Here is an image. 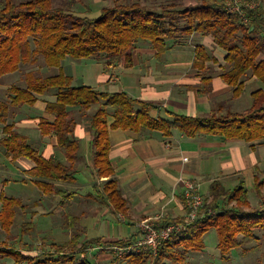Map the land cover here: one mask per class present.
<instances>
[{"label":"trees","instance_id":"obj_1","mask_svg":"<svg viewBox=\"0 0 264 264\" xmlns=\"http://www.w3.org/2000/svg\"><path fill=\"white\" fill-rule=\"evenodd\" d=\"M227 1L201 0L183 9L176 3H170L161 6L159 11H151L139 2L117 0L111 7L102 8L98 17L90 18L53 7L51 0L20 3L0 0V77L16 72L20 63L35 54L43 56L46 66L58 69L55 76L45 79L27 75L25 87L10 88V103L33 106L39 95L52 91L55 101L47 105V111L55 118L53 122L40 120L39 129L42 135L54 134L57 146L65 152L70 163L79 146L73 135V109L84 112L92 106L97 107L90 118L93 168L97 179H108L103 184L102 199L115 214L126 213V202L116 181L111 179L109 129L160 131L165 137L175 129L185 137L209 135L246 143L264 140V9L259 4L264 0H256L258 5L252 10L245 9L250 20L247 25L241 23L237 13L226 10ZM193 33L212 36L216 45L226 53L228 68L221 77L232 89L233 98L243 93L244 83L249 77H254L262 85L261 89L250 94L251 106L248 109L241 112L213 110L205 117L166 112L168 119L153 120L148 114L155 108L153 104L134 100L122 92L108 94L90 87L72 86L71 79L60 69V63L66 57L81 60L98 56L104 58L107 66L123 63L128 67L139 42L150 44L159 54L166 51L170 41L175 42L177 37ZM194 52V65L200 69L209 57L204 46H196ZM8 111V105L0 102V124L4 134L0 145L5 153L13 160L24 158L32 162L33 167L25 171L31 177L71 182L74 172L70 167L55 159H44L25 137L12 131V126L6 124ZM109 117L113 122L108 126ZM37 186L45 195L57 193L53 186L43 182H38ZM263 188L264 173L255 171L253 191L256 196H263ZM230 203L236 206L230 208ZM248 205V192L242 185L225 189L221 182L214 181L204 199L202 215L180 235L163 243L155 258L144 251L124 257V260L127 264H161L165 260H177L173 248L179 247L183 253L202 252L203 236L209 231L216 232L220 253L245 249L246 245L256 241L254 231H264V209L242 210ZM19 206L18 200L0 196V230L6 234L10 233L15 209ZM208 208L215 210V214L210 215ZM77 224V217L67 216L68 228L75 230ZM32 229L31 222L24 223L21 235H27ZM79 239V233L73 232L67 243L56 246V252L40 255H34L29 246L17 249L1 244L0 260L11 259L15 264H93L87 257V249L90 245L99 244V240L81 244ZM134 239L118 241L114 245L124 247Z\"/></svg>","mask_w":264,"mask_h":264},{"label":"crops","instance_id":"obj_2","mask_svg":"<svg viewBox=\"0 0 264 264\" xmlns=\"http://www.w3.org/2000/svg\"><path fill=\"white\" fill-rule=\"evenodd\" d=\"M198 45L204 46L209 57L200 69L194 65V49ZM225 57L226 53L216 45L212 36L193 33L188 40H172L166 51L159 54L150 44L139 42L128 67L123 63L107 66L104 58L98 56L81 60L66 57L61 61L60 69L71 79L72 86L90 87L108 94L122 92L134 100L153 104L155 108L148 112L153 120L168 119L166 112L205 117L213 110L231 111L236 107L233 101L242 100L244 96L251 100L250 94L262 88L258 80L249 77L243 93L233 98L232 89L221 77L228 68ZM54 101V93L50 92L39 95L36 103L29 106L30 111L13 105L6 124L12 126L13 132L25 137L44 159H55L70 167L74 172L73 180L58 182L31 177L25 171L33 167L32 162L24 158L11 159L0 145V180L4 172L12 176L1 180L0 196L20 202L15 214L17 209L24 210L32 216L38 214L52 221L55 213L62 214L64 227L67 226V216L72 215L65 210L68 203L71 211L77 214L73 216L78 218L79 242L99 240V244L87 249L95 254L93 264L127 263L112 255L116 248L114 243L136 238L140 221L162 212L164 223L181 220L186 211L185 188L181 181L195 184L205 199L214 181L221 182L225 189L242 185L249 192L253 191L255 171L264 173V140L246 143L209 135L185 137L175 129L166 137L160 131L109 129L111 179L116 181L126 202V213L115 214L102 199L103 184L108 179H97L93 168L90 118L94 109L91 107L84 112L73 109V135L79 146L70 163L65 152L57 146L54 134L45 136L39 129L40 120L53 122L55 116L47 111V105ZM112 122L109 117L107 125ZM2 128L0 124V139L4 136ZM38 182L53 186L57 193L52 196L43 194ZM12 186L13 195L4 196V188ZM91 193L99 196L102 211L98 206L86 203L92 199ZM34 195L38 200L33 199ZM99 216L102 221L95 225L98 236L87 239L88 219L93 221ZM4 234L12 239L11 232ZM3 241L1 244H6Z\"/></svg>","mask_w":264,"mask_h":264},{"label":"rangeland","instance_id":"obj_3","mask_svg":"<svg viewBox=\"0 0 264 264\" xmlns=\"http://www.w3.org/2000/svg\"><path fill=\"white\" fill-rule=\"evenodd\" d=\"M28 0H15L16 3L25 2ZM53 7L61 8L66 11H70L81 17H98L99 12L104 7H111L117 0H51ZM124 2H139L145 8L151 11H159L160 7L170 3H176L180 9L194 6L199 3L201 0H122ZM260 6L264 9V3L260 2ZM189 36H179L177 37L176 42H182L183 40H188ZM172 41H170V44ZM31 48L34 49L33 42L31 41ZM94 58V57H93ZM58 73L57 68L48 67L45 65L44 58L41 54H35L33 57L26 62H22L19 65V69L16 72L5 74L0 77V101L7 104L10 108L8 115L13 112V104L10 103L11 99V87H20L23 88L26 85L27 75H32L34 79H45L48 77L55 76ZM250 89V88H249ZM48 91L46 93H50ZM236 104L235 108L230 109L231 111H242L248 108L251 105V100L248 98L245 99V96L242 100L233 101ZM22 108L30 111L31 107L27 105H20ZM94 111L96 106H92ZM12 111V112H11ZM8 167V166H7ZM12 176L9 174H4L1 176L3 179H11ZM0 180V184H1ZM4 196L13 195V186L12 188H4ZM70 192V190H69ZM262 197L256 196L253 191L248 192V203L246 207H242V210L245 212L249 210H263L264 209V188L261 191ZM92 194V199L86 201L89 205L98 206L101 211L103 210L101 204H99V196L94 193ZM83 197V196H81ZM34 200H38L36 195L33 196ZM204 199V198H203ZM36 202V201H35ZM234 203H230L229 207H235ZM66 212L72 215H77L75 212L71 211L70 205L66 207ZM186 210V208H185ZM208 213L210 215L215 214V210L208 208ZM186 212V211H185ZM101 213V212H100ZM32 216L30 212H25L24 210L16 211L14 223L11 227L12 239L6 238V235L3 231H0V245L5 240V243L17 249H27V246L30 247L34 255H40L44 253H54L56 252V246L62 245L66 240L70 239V235L73 232L79 234L80 231L76 226L75 230H67L68 227L63 225V215L55 213V217L52 220L44 219L38 214ZM153 218V217H150ZM149 219V218H147ZM146 220V219H144ZM102 221L101 216L90 221L88 219L86 230L87 239H92L93 237L98 236V228H95V225ZM143 221V220H142ZM140 221V222H142ZM182 221V219L180 220ZM179 221V222H180ZM32 222L33 229L27 235H21V226L24 223ZM176 223V222H174ZM171 224V223H170ZM125 228V227H123ZM256 235V241H253L244 248H236L228 252L227 254H222L217 249L218 237L215 231H209L203 236L204 249L202 252L194 253L188 252L183 253L181 248H173L172 252L177 258V260H165L161 264H264V231H254ZM84 239V238H83ZM135 240V239H134ZM133 240V241H134ZM132 241V242H133ZM110 247V246H106ZM245 250V251H244ZM68 249L65 250L67 253ZM113 251V250H112ZM159 249L157 250L158 253ZM150 253V252H149ZM156 253V255H157ZM151 254V253H150ZM93 252L88 251L87 257L92 260L93 263ZM114 256V251L112 253ZM156 255H152L153 258ZM113 258V257H112ZM0 264H15L11 259H1Z\"/></svg>","mask_w":264,"mask_h":264},{"label":"built area","instance_id":"obj_4","mask_svg":"<svg viewBox=\"0 0 264 264\" xmlns=\"http://www.w3.org/2000/svg\"><path fill=\"white\" fill-rule=\"evenodd\" d=\"M257 5L256 0H228L226 10L231 13H237L241 18V23L247 25L250 20L246 17L245 9L252 10ZM183 160L186 161V158ZM181 182H183L185 188L184 206L186 208L182 221L166 224L163 222V212L153 218L143 220L138 224V233L133 242L124 247L114 248L115 258L123 261L124 257L144 251L150 252L151 255H156L157 250L163 243L180 235L187 226L202 215L204 199L198 187L188 181Z\"/></svg>","mask_w":264,"mask_h":264}]
</instances>
